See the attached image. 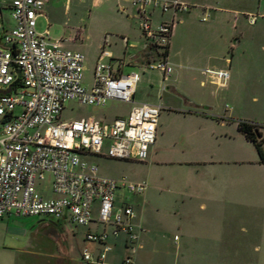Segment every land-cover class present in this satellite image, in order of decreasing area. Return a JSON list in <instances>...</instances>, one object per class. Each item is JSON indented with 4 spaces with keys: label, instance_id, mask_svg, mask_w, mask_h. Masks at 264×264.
I'll use <instances>...</instances> for the list:
<instances>
[{
    "label": "built area",
    "instance_id": "1",
    "mask_svg": "<svg viewBox=\"0 0 264 264\" xmlns=\"http://www.w3.org/2000/svg\"><path fill=\"white\" fill-rule=\"evenodd\" d=\"M48 0H0V218L44 216L75 226H97L103 230L86 234V242L100 245L94 253L84 249L87 264H112L107 255L110 237L126 236L132 254L120 264H135L142 227L134 207L116 205L120 186L141 195L146 183H128L101 174L87 155L118 161L146 162L157 139L162 105L135 103L142 72L157 71L164 82L174 71L169 48L177 15L189 6L179 0H132L145 42L142 72L121 71V63L110 51L106 35L96 60L92 85H84L85 55L66 49L64 40L37 29L45 18ZM10 13V26L4 12ZM121 10H124L122 8ZM172 12L173 19L154 28L152 13ZM253 22V20L251 21ZM127 46L128 40L123 39ZM212 82L226 86L228 70H211ZM109 100L134 103L126 117H86L62 120L65 105L103 107ZM49 179L53 198L39 187Z\"/></svg>",
    "mask_w": 264,
    "mask_h": 264
},
{
    "label": "rangeland",
    "instance_id": "2",
    "mask_svg": "<svg viewBox=\"0 0 264 264\" xmlns=\"http://www.w3.org/2000/svg\"><path fill=\"white\" fill-rule=\"evenodd\" d=\"M258 2L264 6V0H255V4ZM116 11L115 3L105 0H49L44 9L52 37L64 40L74 38L77 39L76 44H85L82 50L86 57L83 76L87 88L92 85L93 69L101 50L98 45L103 44L105 35L119 36L130 29L131 24L121 23ZM259 14L255 10L252 15H241L237 22L232 17L216 21L211 14L193 13L186 25L181 26L176 38V45L181 53L174 59L172 73L177 81L173 83L169 80L168 88L162 94V105L165 109L159 118V148L155 154L158 155L155 156L156 159L145 163L118 161L96 155L84 157L88 162L97 164L101 173L118 180L120 184L126 179L128 183L133 184L148 183L150 189L152 188L153 197L147 206L143 205L139 196L122 186L116 192V205H132L138 211L142 223L147 222L151 227L150 235L142 239L145 248L137 255L138 259L145 261L144 263H174L175 244L183 240V232L181 228L169 229V224L176 223V226L193 229L201 221L199 202L188 197V191L199 189L203 179L210 172L231 171L230 165L210 162H220L219 160L238 156L259 157L255 145L245 141L241 136L237 137L234 130L235 122L260 123L258 120L264 118L263 107L254 102V93L250 91L252 79H264V17H260ZM182 15L180 13L179 17ZM4 16L12 26L10 13L5 10ZM203 17H206V20H203ZM134 26L137 28L139 39L144 43L139 20ZM45 29V21L40 20L38 31L44 32ZM110 50L114 52L115 59L124 60L125 65L122 68L124 74L133 70L142 72V68L126 66L133 49H126L120 38H113ZM144 54H139L132 63L140 62ZM230 62H233L231 67ZM207 69H227L233 75L232 79L241 80L230 82V86L226 88L220 87L211 82V76L205 72ZM237 70L240 75H236ZM202 80L205 81L204 85L200 83ZM161 81L162 75L157 71H147L144 74L142 72L135 103H146L150 99L159 101ZM175 86L176 89L192 95L195 100L205 102L206 106L212 108L213 114L216 115V125L182 116L181 114L187 112L190 107L186 98L179 97L173 92ZM130 110V103L116 100H109L100 108L68 102L62 120L94 116L97 119L106 118L111 121L116 117H126ZM201 127L205 140L190 141L189 134ZM211 134L214 135L213 138H207ZM227 135L230 136L229 140L226 139ZM49 179L51 177L47 176L44 187H39L38 190L46 198H53ZM178 191H182L181 196H178ZM25 219L32 220L36 228L42 220L49 218L32 216ZM78 229L79 227L69 222L65 224V232L70 242L75 244L78 239L85 247L87 243L82 238L85 239L86 234L77 233ZM124 237V234H120V240ZM114 241L116 240L110 238L109 242L113 245ZM90 250L97 253L92 247ZM127 253L132 254V251L127 250ZM237 262L264 264V260L254 259Z\"/></svg>",
    "mask_w": 264,
    "mask_h": 264
},
{
    "label": "crops",
    "instance_id": "3",
    "mask_svg": "<svg viewBox=\"0 0 264 264\" xmlns=\"http://www.w3.org/2000/svg\"><path fill=\"white\" fill-rule=\"evenodd\" d=\"M105 1H113L115 3L117 8L116 14L120 18L121 23L129 22L131 24L130 29L127 30V32H124L123 35L118 36L109 34L111 35V46L113 38H120L126 49H133L126 66L138 67V63L144 60V56L140 58V62H132L139 54L145 53V42L143 43L139 39L137 28L134 26V23L139 20L138 15H136L137 10L133 7L132 0ZM179 1L187 4L189 9L181 13L183 14L181 18L179 17L180 13L177 15L179 20L174 27L169 48V61L172 64L174 59L180 56L181 53L176 45L178 32L180 31L181 26L186 25V22L190 20L192 16L191 14H211L216 21L222 20L226 17L227 19L232 17L238 22L239 16L252 15L256 10L260 13V17H264V6L260 2L255 4V0ZM48 3L49 0L46 5ZM122 8H124V10H121ZM122 12H124L125 15ZM167 13L170 15L168 16ZM167 13H162L160 10L154 11L151 16L152 26L158 28L162 23L170 22L171 19H173L174 14L172 12ZM40 20H44L46 23V29L44 32L48 30L51 35L50 24L46 14L45 18L38 19V25ZM203 20H206V17H203ZM40 33L43 32L40 31ZM124 38L128 40L129 44L127 46L123 42ZM131 39L134 40L131 41ZM76 40L77 39L74 38L64 40V47L84 54L82 50L84 49L85 44H76ZM98 46L102 47L101 44ZM110 51L113 55V59L117 62V66L119 62L121 63L122 71V68L125 65L123 62L124 60L115 59L114 52L112 50ZM232 63L233 62L229 63L230 67L232 66ZM174 66L175 65L173 64V67ZM237 74L240 75L238 70L236 71V75ZM232 77L233 75L230 73V78L226 86H224L225 88L230 86V82L232 83V81L237 82L241 80L232 79ZM169 80L173 81V83H176L177 81V79H174L171 75L168 80L164 82L162 76L161 91L159 95L160 100L157 101L150 99L146 103L162 105V94L165 92V89L168 88L167 83ZM200 83L201 85H204L205 81L202 80ZM250 91L254 93V102L261 104L264 110V79H252ZM173 92L179 97L186 98L185 100L190 107V109L184 114H177H181L188 118H194L200 122L216 125V115L213 114L214 110L206 106L205 102L195 100L192 95L186 94L180 89H176V86L174 87ZM136 94L137 90L134 95V102H136ZM130 104L132 108L134 103ZM258 121L260 123H252H256L260 126V131L264 137V118H260ZM234 125L237 137L241 136L245 141L250 142L238 130V122H235ZM158 133L159 132H157V139L151 149L148 160L156 159L158 156L155 155L159 148ZM202 133L203 127L199 130L193 131L188 137L190 141L203 142L206 137L202 136ZM162 136L164 137L163 133ZM212 136L214 135L211 134L207 138H213ZM228 137L230 138V136L227 135L226 139L229 140ZM148 160L146 162H148ZM219 161L220 162L217 161L210 163L230 165L232 166L230 167L231 171L210 172L203 179V184L199 189L188 191V197L191 199H197L199 202V208L202 215L198 226H195L193 229L185 226H176V223L169 224L168 226L169 229L172 227V229L175 228L176 230H180L179 228H181V231L183 232V240L180 238V242L175 244L176 258L173 264H238L237 261L244 259H254L258 261L264 260V164L260 161V157L248 158L238 156ZM146 184L147 188L145 192L141 195H137L142 199V203L145 206L149 204L153 197L152 188L150 189L149 184ZM177 194L178 196H181L182 191H178ZM185 196L187 198L186 191ZM135 211L138 214V211ZM25 218L27 217L7 216L0 218V264H87L82 258L84 249H91L92 247V249H95L94 251L97 252L101 249L98 244L90 245V243H87L84 237L82 240L87 243L85 247L78 239H76V246L70 242L65 232V224L68 221L47 217L49 218L48 220H42L35 228L34 222ZM139 222L142 227V232L140 237V248L134 254V262L135 264H148L144 263L145 261L143 262L138 259L137 255L140 250L145 248L142 239H146L152 230L147 222L142 223L140 217ZM76 227H79L77 233L82 232L83 234H87L91 231L96 232L103 230L101 227L97 226ZM110 238H113L116 241H114L113 245L111 244L113 249L107 255V262L120 264L125 257L130 255L127 253L126 236L122 240H120V235L118 237ZM75 247H77L76 249L78 250H76ZM191 261H194V263Z\"/></svg>",
    "mask_w": 264,
    "mask_h": 264
},
{
    "label": "trees",
    "instance_id": "4",
    "mask_svg": "<svg viewBox=\"0 0 264 264\" xmlns=\"http://www.w3.org/2000/svg\"><path fill=\"white\" fill-rule=\"evenodd\" d=\"M238 130L246 137L248 141L255 145L260 157V161L264 164V139L262 132L260 131V126L249 121H240L238 122Z\"/></svg>",
    "mask_w": 264,
    "mask_h": 264
},
{
    "label": "water",
    "instance_id": "5",
    "mask_svg": "<svg viewBox=\"0 0 264 264\" xmlns=\"http://www.w3.org/2000/svg\"><path fill=\"white\" fill-rule=\"evenodd\" d=\"M10 90H7V91H4V90H0V94H6V93H9Z\"/></svg>",
    "mask_w": 264,
    "mask_h": 264
}]
</instances>
